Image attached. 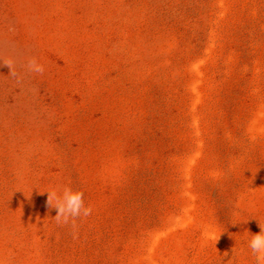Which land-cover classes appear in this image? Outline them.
<instances>
[{
  "label": "rangeland",
  "instance_id": "obj_1",
  "mask_svg": "<svg viewBox=\"0 0 264 264\" xmlns=\"http://www.w3.org/2000/svg\"><path fill=\"white\" fill-rule=\"evenodd\" d=\"M260 227L264 0H0V264H256Z\"/></svg>",
  "mask_w": 264,
  "mask_h": 264
},
{
  "label": "clouds",
  "instance_id": "obj_2",
  "mask_svg": "<svg viewBox=\"0 0 264 264\" xmlns=\"http://www.w3.org/2000/svg\"><path fill=\"white\" fill-rule=\"evenodd\" d=\"M27 70L35 74H43L45 69L35 58H32L27 63ZM47 193L49 194L48 204L58 210L55 218L62 220L65 224L74 222L77 218L87 217L92 213L91 207L85 205L83 193L80 191L66 187L59 195L54 192ZM54 199L56 203L53 206ZM209 238H213V235L210 234ZM248 247L255 255L256 264H264V229L261 228L259 234L251 235Z\"/></svg>",
  "mask_w": 264,
  "mask_h": 264
}]
</instances>
